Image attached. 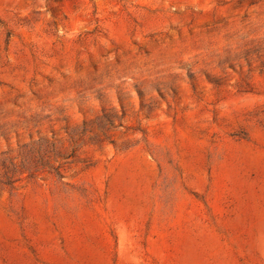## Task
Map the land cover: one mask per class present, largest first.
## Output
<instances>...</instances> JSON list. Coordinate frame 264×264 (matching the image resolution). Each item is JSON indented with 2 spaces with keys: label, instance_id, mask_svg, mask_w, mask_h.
Returning <instances> with one entry per match:
<instances>
[{
  "label": "rangeland",
  "instance_id": "374dc122",
  "mask_svg": "<svg viewBox=\"0 0 264 264\" xmlns=\"http://www.w3.org/2000/svg\"><path fill=\"white\" fill-rule=\"evenodd\" d=\"M0 264H264V0H0Z\"/></svg>",
  "mask_w": 264,
  "mask_h": 264
}]
</instances>
